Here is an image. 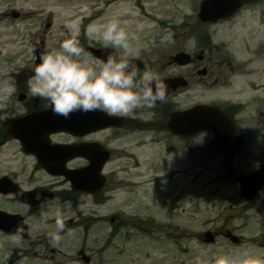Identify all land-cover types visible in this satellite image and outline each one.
Returning <instances> with one entry per match:
<instances>
[{
	"label": "rangeland",
	"instance_id": "1",
	"mask_svg": "<svg viewBox=\"0 0 264 264\" xmlns=\"http://www.w3.org/2000/svg\"><path fill=\"white\" fill-rule=\"evenodd\" d=\"M92 1L0 0V99L8 100V94L12 90L13 80L9 78V70L6 69L9 66V58L11 60L14 58L13 54L30 49L31 42L28 39L31 37L26 36L25 29L28 28L34 40H45L48 49L58 47L60 37H67L66 24L75 20L70 9L80 3L86 5ZM201 2L202 0L115 1L102 9L104 13L92 14L87 33L90 25L118 16L120 19H127L122 25L127 29L129 36L136 37L138 34L148 33L162 39L156 45L145 44L143 41L130 43L135 50H174L177 43L187 41L180 39V34L183 37L192 36L193 32L202 27L196 24L197 9ZM15 11L21 18L12 22L11 14ZM244 13L231 18L229 22L205 28L215 34L216 42L230 40L239 35L264 39V34L260 31L264 28V4L250 8L249 12ZM252 13L254 16H251ZM98 14L100 16L97 18ZM160 22H166L167 27H157L156 24ZM172 26H175L173 30ZM80 27L79 25V29ZM175 31L179 36L177 42L172 39ZM88 38H91L89 34ZM187 42L193 44L194 41L191 39ZM198 88L200 87L195 86L194 90L198 91ZM142 136L147 135L131 133L123 143H128V149L124 147L125 151L140 159L139 169L130 170L127 174L118 170L115 172L117 166L129 162L126 154L118 152L114 153L106 166L107 171H112V175L108 178L106 201L98 209L103 216L111 214L123 220V226L114 223L118 227H127V230H116L111 246L107 241L108 225L100 222L89 231L88 236H83L78 227L81 223L77 220L70 228L73 235L65 234L59 243L51 242L47 233L44 234V241L38 239L36 236L41 238L44 231L31 227L34 218L38 220L42 213L54 218L55 211L59 208H63L65 218L71 214L67 212L69 207H64L55 199H45L42 205L47 203V207L41 205L39 211L32 214L25 209L12 207L0 199V208L20 210L26 215L32 232V236L23 242V245L29 246L28 258H16L8 264H83L77 259V253L82 247L88 251L95 250L89 264H216L220 253L230 247H251L264 253V249H257V243L264 244V215L259 214L248 220L243 230H237L239 208L234 207L233 202L229 200L232 189L223 187L222 193L217 195L212 192L214 184L206 186L208 179L217 183L219 160L215 154L207 151L204 140H196L191 153L188 154L193 160L192 171H181L173 175L171 180L159 182V176L165 171L173 172L171 170L174 166L183 168L188 160L185 158V152L178 151L174 158L176 164L170 165L172 155L166 153L168 145L134 148L135 141ZM31 161L21 155L15 142H2L0 139V175L15 173L19 175V180L25 187L44 186V189H48L50 186L47 183L50 180L43 173L37 172L32 178L27 177L32 166ZM176 195L181 199L175 198ZM98 220L101 221L100 218ZM51 225L54 227V224ZM207 230L215 235L211 244L203 242V233ZM227 232L240 238L237 245H233L226 237ZM171 240L175 244L171 243ZM9 244L5 238L0 237V254L6 252L4 246ZM52 250L55 253H52ZM33 253L40 255L31 261L29 257ZM10 259L14 257L11 256Z\"/></svg>",
	"mask_w": 264,
	"mask_h": 264
},
{
	"label": "flooded vegetation",
	"instance_id": "2",
	"mask_svg": "<svg viewBox=\"0 0 264 264\" xmlns=\"http://www.w3.org/2000/svg\"><path fill=\"white\" fill-rule=\"evenodd\" d=\"M262 33L264 34V31ZM195 47L189 46L187 42L182 43L181 51L188 53L189 58L180 64L174 59L180 52L178 50L136 51L138 55L129 57L139 65L141 71L152 70L159 73L166 81H176L177 87L168 97L167 102L151 110L155 116L147 115L145 110H137L132 117L115 116L117 120L106 125L96 112L90 111L82 115L85 121L77 127L76 136L57 133L50 138L62 144L98 143L108 150L111 156L114 152L127 154L124 147L127 148L128 143L123 145L124 139H128L131 133H140L150 135L157 142L164 139L166 145H171L170 148L173 150L171 152L187 153L192 149L194 136L178 135L180 133L169 131L168 122L171 115L187 111L194 105L214 107L228 118L226 124L220 127L227 131H219L220 137L229 136V144L231 145L232 142L236 149L240 145L239 153L232 158L229 166L224 158V152L214 151L222 169L223 181H232L239 193L236 177L257 170L254 167L256 162H259L260 167L264 165V147L256 142L259 128L264 129V39L238 36L218 44L207 43L200 50ZM21 56L10 60V66L15 68L12 95L16 98L9 100L13 101L11 105H6V102L0 104V135L10 117H22L49 108L44 100L35 99L28 91H24L26 81L33 74L34 53L27 57ZM195 86H199L200 91H195ZM181 125L184 126L182 122ZM55 136L61 137V140H55ZM198 136L205 137L209 144L215 132L211 129ZM73 161L75 165L72 168L76 169L83 168L87 164L83 158H76ZM106 166L107 164L102 169L105 191H107L108 178L112 175V171H107ZM29 176L27 177L30 178ZM229 176H233L234 179H228ZM9 177L25 190L34 189L40 198H53L56 194L59 197L60 192L63 191H68L67 194L70 193V196L76 195L81 202H85V197H88L83 193L71 191L69 184L63 178L55 179L52 182L53 186L45 190L43 186L24 188L17 177L14 175ZM28 178L26 179L30 181ZM70 196L63 197L70 199ZM243 205L238 211L239 216L252 213L264 215V185L252 200L248 203L243 202Z\"/></svg>",
	"mask_w": 264,
	"mask_h": 264
},
{
	"label": "clouds",
	"instance_id": "3",
	"mask_svg": "<svg viewBox=\"0 0 264 264\" xmlns=\"http://www.w3.org/2000/svg\"><path fill=\"white\" fill-rule=\"evenodd\" d=\"M67 38L58 47L41 51L40 62L28 79L29 90L34 97L45 98L52 111L68 118L73 112L101 110L112 116H128L137 110L154 115L156 106L166 103L170 85L161 75L152 70L141 71L129 57L138 55L130 44V36L118 16L106 22L90 25L88 34L111 48L106 58H94L80 44L79 23L66 24ZM256 142L264 147V129L257 133ZM259 168V162L254 165ZM37 198H39L37 196ZM70 205L65 202L64 207ZM47 207V203L42 205ZM26 222H18L9 241L13 248L22 244ZM34 230L46 231L50 241L59 243L66 230L63 208L55 211L54 227L47 213L33 220ZM11 252L0 254V264H8ZM216 264H264V253L251 247H230L223 250Z\"/></svg>",
	"mask_w": 264,
	"mask_h": 264
},
{
	"label": "water",
	"instance_id": "4",
	"mask_svg": "<svg viewBox=\"0 0 264 264\" xmlns=\"http://www.w3.org/2000/svg\"><path fill=\"white\" fill-rule=\"evenodd\" d=\"M237 5L236 0H206L202 5V10L200 12V17L202 19H216L218 17H223L228 15L233 8H235ZM59 119H57V122ZM74 124V116L70 117V120H67V123L65 125H73ZM21 142L24 141L25 138L17 137ZM37 136H33V144L37 143L36 141ZM29 140V139H28ZM25 142L27 143V139H25ZM35 142V143H34ZM45 143V142H43ZM37 145V144H35ZM36 147V146H34ZM34 147H31L30 149H27V151H35L36 155H40L41 158V164L50 172L55 173V169L51 167L52 165V153L55 151L64 152L65 149H56V147H48L47 149L40 150V152H37ZM42 148V147H41ZM17 225V219L14 216H7L5 214H0V227L8 229L11 225Z\"/></svg>",
	"mask_w": 264,
	"mask_h": 264
}]
</instances>
